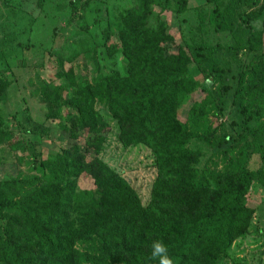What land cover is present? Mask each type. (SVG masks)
Segmentation results:
<instances>
[{
    "label": "trees",
    "instance_id": "16d2710c",
    "mask_svg": "<svg viewBox=\"0 0 264 264\" xmlns=\"http://www.w3.org/2000/svg\"><path fill=\"white\" fill-rule=\"evenodd\" d=\"M203 1L207 13L188 0L133 1L102 41L110 61L117 55V69H95L90 82L64 81L69 57L54 55L61 80L38 76L32 93L74 142L53 152L20 150L19 162L33 173L0 178V264H157V240L174 264H217L244 234L264 171V0ZM151 4L180 21L189 17L197 37L168 52L162 22L158 30L156 18L147 23ZM206 25L228 42L201 37ZM8 58L0 49V99L13 80ZM191 66L214 89L197 87ZM195 88L203 96L181 117ZM95 100L116 121L123 146L143 143L154 153L146 205L97 157L107 123ZM210 108L221 118L213 132ZM81 175L89 187H78Z\"/></svg>",
    "mask_w": 264,
    "mask_h": 264
},
{
    "label": "rangeland",
    "instance_id": "374dc122",
    "mask_svg": "<svg viewBox=\"0 0 264 264\" xmlns=\"http://www.w3.org/2000/svg\"><path fill=\"white\" fill-rule=\"evenodd\" d=\"M133 1L136 2L43 0L40 7L36 5V0H7L5 4L0 1V49L8 54L13 71V80L0 99V136L10 132L5 141L1 137L0 178L11 177L18 172L33 173L19 162L20 150L43 152L45 149L53 152L56 145L64 147L74 142L60 130L55 120L44 117L41 104L32 90L38 87V76L50 75L55 81L61 80L54 74L59 68L54 66V55L69 57L62 62L63 67L69 68L64 81L73 85L90 82L95 69H117V55L111 54L113 62L110 61L103 53L102 41L105 34H110L112 28L120 24L124 11L130 10ZM188 3L190 6L197 5L204 13L211 8L203 0H188ZM150 9L151 16L147 23L152 25L156 18L154 29L158 30V25L162 22L160 31L165 38L162 45L168 52L182 44V38L197 37L189 17L180 21L170 9L160 12L153 4ZM200 35L209 42H228V35L216 34L209 25L204 27ZM191 71L197 87L214 89V83L200 76L192 66ZM196 89L191 98L181 106V117H184L192 100L202 98L203 93ZM94 109L107 123V131L97 157L136 191L141 205H146L156 176L152 149L143 143L123 146L118 125L104 103L95 100ZM212 112L210 108L207 116L213 132L214 128H218L217 123L221 118L216 119ZM259 122H264V114L260 116ZM77 142L81 144L80 139ZM262 165L264 167V161ZM90 182L89 177L81 175L77 185L79 188H87ZM249 204L254 206V210L247 230L242 236L233 239L226 252L218 256L217 264H264V171L262 185L252 190ZM75 246L79 250L84 247L78 242Z\"/></svg>",
    "mask_w": 264,
    "mask_h": 264
},
{
    "label": "clouds",
    "instance_id": "9594fccd",
    "mask_svg": "<svg viewBox=\"0 0 264 264\" xmlns=\"http://www.w3.org/2000/svg\"><path fill=\"white\" fill-rule=\"evenodd\" d=\"M151 259L156 260L157 264H174L173 258L168 253L167 246L159 240L152 243Z\"/></svg>",
    "mask_w": 264,
    "mask_h": 264
}]
</instances>
